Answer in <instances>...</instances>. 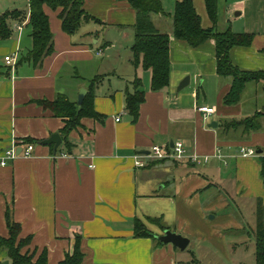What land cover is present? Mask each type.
I'll return each mask as SVG.
<instances>
[{
    "label": "crops",
    "instance_id": "crops-1",
    "mask_svg": "<svg viewBox=\"0 0 264 264\" xmlns=\"http://www.w3.org/2000/svg\"><path fill=\"white\" fill-rule=\"evenodd\" d=\"M1 1L11 6L0 16L21 10L26 17L10 20V35L0 37V156L17 144L32 143L35 149L0 165V235H10L9 211L21 226L20 237H32L29 246L37 256L48 251V264H60L77 235L82 264H247L241 252L250 237L231 234L232 227L243 234L244 226L235 211L223 212L253 205L252 198L264 200L259 161L264 115L261 129L250 133L231 123L264 109V82H249L238 104H224L232 78L217 73L215 41L192 47L173 34L172 14L181 0H162L164 12L152 18L155 31L171 37L170 81L161 90L152 89V69L133 63L138 14L129 1L84 0L94 18L74 34L64 30L61 9L45 5L54 50L40 64L22 61L33 46L30 0ZM193 1L203 27L253 33V43L234 46L231 59L241 70L264 71V0H218L215 26L206 0ZM7 55L17 58L14 67L7 65ZM187 75L189 85L178 92ZM137 89L144 90L145 99L134 117L126 97ZM82 90L99 116H84L66 137V119L39 101L65 96L77 103ZM206 105L217 111L208 118L198 110ZM214 120L217 128L210 127ZM55 133L62 139L57 151L54 144H42ZM176 141L201 162L152 156L155 144L173 148ZM242 146L263 153L244 156L238 152ZM218 148L226 161L217 156ZM215 211L222 227L207 225L206 216ZM136 218L159 235L161 225L175 232L179 227L200 246L184 255L172 243L136 237ZM5 259L12 264L0 249V264Z\"/></svg>",
    "mask_w": 264,
    "mask_h": 264
},
{
    "label": "trees",
    "instance_id": "trees-1",
    "mask_svg": "<svg viewBox=\"0 0 264 264\" xmlns=\"http://www.w3.org/2000/svg\"><path fill=\"white\" fill-rule=\"evenodd\" d=\"M137 10L138 19L135 24V42L132 46L133 63L137 66L140 62L146 69H152V89L161 90L165 88L170 81L171 60L170 43L171 37L168 33L156 32L153 26V15L164 12L162 0H127ZM45 5L54 9L63 7L60 16L63 20V28L66 32L74 34L79 31L84 21H89L94 17L87 13L84 6V0H30V14L27 26L30 27L33 46L24 60H29L34 64H40L44 57L52 53L53 32L50 26V19L45 11ZM59 5V6H58ZM207 10L212 22L218 21V0H206ZM67 8V9H66ZM26 13L21 10H9L0 16V37L6 38L11 33L10 20H22ZM173 18V34L178 39L186 41L192 47H198L207 40H214L216 45L217 73L221 77H231L232 84L229 92L224 97V104L235 105L241 100L242 94L249 82L264 81V71L251 72L239 69L234 65L231 59L230 51L234 46H250L253 43V33H236L228 29L225 32H219L215 27L205 28L202 25V19L198 13L193 0H181L176 3ZM140 87V85H138ZM88 97V96H87ZM86 97L82 106L79 108L77 103L71 102L67 97H58L53 101H39L44 107L50 108L57 116L66 119V125L62 133L67 135L81 124L84 116H99V114L89 105V99ZM145 99L143 89H137L135 93H128L126 97V106L134 117L139 115L141 103ZM89 105V106H87ZM263 113L254 114L237 122L232 126H240L246 133L260 130L262 126ZM261 177L264 183V155H260ZM258 228L256 231V264H264V218L262 208L259 210ZM7 224L9 227V237L0 235V249L8 253L12 264H48V251L45 249L33 261L26 255L21 254V246H17V240L20 237L21 226L17 223L7 211ZM153 222H160L159 219L148 218ZM162 229H167L161 225ZM134 234L141 238H154L158 243L163 244L156 237L147 225L139 218L134 221ZM25 239L26 244L32 242V237ZM37 252V251H36ZM85 253L81 247V237L76 236L73 250L66 254V257L60 264H82Z\"/></svg>",
    "mask_w": 264,
    "mask_h": 264
},
{
    "label": "rangeland",
    "instance_id": "rangeland-1",
    "mask_svg": "<svg viewBox=\"0 0 264 264\" xmlns=\"http://www.w3.org/2000/svg\"><path fill=\"white\" fill-rule=\"evenodd\" d=\"M22 2H26V0H23ZM9 4L8 1H1L0 0V10L1 11H5L8 8H10L9 6L11 5H7ZM26 5V4H25ZM59 6V5H58ZM57 9H61V11H63V7L59 6ZM67 9V8H66ZM227 78H231V77H227ZM260 82V84H263V80L260 81H252V83H257ZM261 105H264V98H261ZM254 114H258V113H263L264 115V109H255L254 110ZM249 115L246 117H251L253 116ZM244 117V118H246ZM263 117V116H262ZM243 118V119H244ZM241 119V120H243ZM241 120H237V122L241 121ZM234 123V122H233ZM233 123H231V126L233 125ZM252 204H247L245 206H239V205H235V206H231L232 208H229L227 210H225L223 213L227 214L230 211H235L236 216L238 218H236L235 220H239V222L244 226L243 229H241V233L243 234H235L234 232L236 231V227H232L234 230V232H231V234H234L237 237H241V236H245V233L248 235L247 237H250V240L247 242V246L248 248L245 250H243L242 253V258L244 260L245 263L247 264H256L255 262V254H256V231L258 228V221H259V210L260 208H262V215L264 218V200L263 197H257V198H252ZM218 211H215L213 213H209L206 218L209 219L207 220V225L208 226H214V227H222V225L224 224V220L221 219L220 217L214 218L215 214H217ZM153 222V221H151ZM178 226V225H176ZM173 230H175L174 228H172ZM230 230V229H229ZM177 233L182 234L183 236H186L189 238V236L192 239L191 244L188 247V250H179L180 253H184V255H188L190 250H195L196 251V246L199 247L200 243L197 242L194 238V236L186 233L183 229H178L176 230ZM237 232V231H236ZM190 239V238H189ZM25 239H22L21 237H19V239L17 240L16 245L17 246H21V254L28 256L29 258H33V261H36L37 256V252L35 249H32L28 244L25 243L24 241ZM186 251V252H185ZM7 259H5L4 261H6ZM226 263V262H225ZM196 264V263H194Z\"/></svg>",
    "mask_w": 264,
    "mask_h": 264
},
{
    "label": "built area",
    "instance_id": "built-area-1",
    "mask_svg": "<svg viewBox=\"0 0 264 264\" xmlns=\"http://www.w3.org/2000/svg\"><path fill=\"white\" fill-rule=\"evenodd\" d=\"M17 28L21 29L22 25H17ZM102 50L99 51L101 53ZM7 65L14 67L17 63V58L13 55H7L5 57ZM198 110L203 113L205 118H208L212 114H215L216 108L212 106H200ZM21 145H13V147L7 149L3 155L0 156V165L6 166L8 163L20 155L24 154L25 156H30L34 149L35 145L32 143L27 144L26 147H20ZM238 152L244 156H255L258 155L257 150L254 148L242 146ZM152 156L156 159H176L179 161H192V162H201V158L189 151L183 141H176L173 148H165L161 145L155 144L152 147ZM217 156L222 160L226 161L221 153V149L218 148ZM204 159L207 161L208 156H205ZM140 165H143L144 162L138 161Z\"/></svg>",
    "mask_w": 264,
    "mask_h": 264
},
{
    "label": "water",
    "instance_id": "water-1",
    "mask_svg": "<svg viewBox=\"0 0 264 264\" xmlns=\"http://www.w3.org/2000/svg\"><path fill=\"white\" fill-rule=\"evenodd\" d=\"M191 80V76L187 75L180 83L179 87H178V92L180 90H182L183 88H185L187 85H189ZM87 92L86 90H82L79 94V98H78V102L77 105L79 106V108L82 106L85 96H86ZM219 125V123L217 121H212L210 123V127L213 128H217ZM62 143V139L59 133H55L52 134V136L48 139H45L42 141V144H54L55 150L57 151V149L59 148V146ZM258 154H262L263 150L262 149H258L257 150ZM156 237L159 241L163 242V243H172L175 246H177L178 248H180L181 250H186L190 244V239L186 236H183L182 234H179L171 229H165L163 234H156ZM3 264H9V261L6 260L4 261Z\"/></svg>",
    "mask_w": 264,
    "mask_h": 264
}]
</instances>
